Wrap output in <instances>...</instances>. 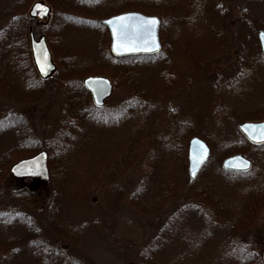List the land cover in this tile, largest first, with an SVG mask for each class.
Segmentation results:
<instances>
[{
    "label": "rangeland",
    "instance_id": "374dc122",
    "mask_svg": "<svg viewBox=\"0 0 264 264\" xmlns=\"http://www.w3.org/2000/svg\"><path fill=\"white\" fill-rule=\"evenodd\" d=\"M38 1L50 6L51 12L43 18H34L33 31L36 38L46 35L58 69L56 67L55 74L46 79V82L40 81L39 89L37 85L35 89L34 85H31L33 83L31 74H27L23 66L21 69L18 67L13 83L17 87V93L26 91L25 96H29L31 102H19L13 98V93L11 96L0 93V172L3 173L0 176V220L4 221L0 222V264L7 261L8 251L4 249L3 243L5 242L6 248L14 250L13 246L19 240L15 238L23 240L17 252L19 259L24 257L23 260L27 258L33 262L35 256L28 255L26 251L25 245L29 238L23 225L30 224L35 231L38 225V231L46 234L44 237V233H41L43 237H38L42 241H38L40 253L42 256L45 255L43 241L45 238L51 239L55 233L50 231L51 214L53 215L54 211L49 210L47 204V199L52 195L53 182L57 186L66 184L61 204L59 203L60 219L57 217L55 223L59 225L61 220L71 225L73 232L78 231V241L75 242V238L73 247L71 244L72 252L64 238L55 236L60 246L66 248L63 256L65 263L136 264L135 254L143 246L154 241L160 234L163 236L169 234L172 225L177 223L174 220L179 215L178 209L171 200L166 201L157 213L149 206L143 209L144 213L134 207L131 196L143 183L141 173L143 166L137 164L135 154L130 156L126 164L120 163L118 167L120 173L113 180L119 191L123 189L122 198L118 203H115L114 199L116 190H112L113 187L107 184V177L104 176L101 165L109 167L115 162L119 157L117 153L119 141L124 142V139L127 141L125 136L142 128L137 121L148 122L152 131L156 133V141L153 144V140L149 139L141 142L144 146L159 151V154L156 153L157 166H167L172 173L176 169L173 180L177 178L183 181L181 177L183 174L178 168H182L184 164L175 160L176 149L183 145L182 134L184 138L186 136L190 138L193 130L206 132L207 136H211L216 142L221 140L222 135L230 141L229 145L247 147L242 142L247 139L238 126L253 118H264V56L258 50L260 49L258 33L260 29H264V0H162L163 4L159 0H141L143 2L95 0L96 6L93 11L100 19L128 11V8L140 11L138 3L147 4L156 10H167L160 14V37L163 46L161 51L153 56L155 66L153 69L134 66L137 71L139 70L141 81L147 83L136 84L139 85L140 91L131 86H128L131 88L128 89L122 84L121 74L114 66L117 57L110 51L111 39L103 24L81 21L82 18L86 20V17L74 19L67 16L71 15L73 10L70 13L65 11L66 13L60 16L49 1ZM31 7L29 6L28 13ZM82 11L79 14L86 16ZM48 28L47 36L45 31ZM224 28L225 31L227 29V33L222 36ZM222 37L223 40H219ZM245 43L249 50L247 55L243 54V62L248 63L246 66L249 65L252 73L246 74L245 77L240 75L236 79L237 82H231V78L239 70L235 68H239L237 65L241 62L237 48H241ZM219 45H223L222 51L217 48ZM106 52L111 56L104 60ZM134 67L130 63L124 66L125 70L128 69L126 72L128 77L131 72L134 74ZM101 70L108 73L106 76L113 78L112 95L105 101L103 107L98 108L99 112L96 109L94 113L90 111L93 119L91 117L89 121L83 119L82 127L76 131L71 128L69 111L65 110L68 108L67 96L62 91L63 87L59 85L60 80L68 77L75 81L67 82L72 83L70 87L72 93L68 94V98H77L78 93L74 91L79 84L76 80L80 77L84 80L88 75H97ZM218 73H224V76L217 82V75H212ZM161 74L167 77V83H163L159 78ZM32 86L34 89H31ZM90 98L93 103L92 96ZM88 103L89 101L85 100L84 104L89 106ZM143 104L151 108L152 112L144 113L141 119ZM97 116L107 119V125L102 126L99 121L96 122ZM18 117L27 122L22 123L27 128L26 137L29 144L46 148L28 150V154H18L19 158L17 155L13 156L11 159L15 162L8 165L2 156L5 150H9L8 152L15 150L20 143L17 132L13 129L15 119ZM20 126L22 127V124ZM84 134L90 138L83 144ZM96 134L104 137L95 140ZM175 141L179 143L174 149ZM102 143L106 144L107 148L104 162H101L100 153H94L91 149L86 151L88 148L102 146L100 145ZM120 145L119 149H122L123 146ZM218 147L216 154L212 155L213 158L211 157L210 162L200 169L195 178L190 177L188 165L186 176L196 180L204 173V176L216 181L218 186H224L226 179L218 169V162L224 160L219 157L223 149L221 146ZM257 147L249 145L248 153H242L245 157L255 160V168L248 176L241 177V185L237 182L236 185H232L233 189H227L233 206L230 215L240 213V199L246 193H249L247 200L251 197V201L258 205L243 217L246 219L243 225H246L250 218L254 222H249L246 225L247 229L241 233L246 242L241 239L240 247H244L246 251L251 249L262 259L264 205L261 204L263 199L257 196L259 194L264 196V146L258 149ZM43 150L49 154L51 184L42 176L36 181L23 182V179L11 174L12 164ZM153 155L154 152L149 151L144 160L147 159L149 162ZM22 156L24 157L21 158ZM91 169L92 175L96 174L101 180L98 183V192H94L90 176L87 177ZM124 169L127 170L123 171ZM246 178L249 181L245 182ZM218 211H221L220 217L230 218L222 210ZM190 216L197 221L192 234L202 233L206 224L202 216L198 213ZM204 216L208 217L206 214ZM226 231L222 224L212 233L213 244L203 249L204 258L207 255H214L217 256L218 264L223 261L228 263L220 256L221 250L225 249L224 245L228 244V241H225ZM34 233L36 235L37 232ZM188 234L191 235L190 232ZM217 248L219 255L216 253ZM230 252L227 250L226 254ZM186 257L187 255H182L184 260ZM214 261L215 258L210 263ZM44 262H47L46 258ZM37 264L42 262L39 261Z\"/></svg>",
    "mask_w": 264,
    "mask_h": 264
},
{
    "label": "trees",
    "instance_id": "16d2710c",
    "mask_svg": "<svg viewBox=\"0 0 264 264\" xmlns=\"http://www.w3.org/2000/svg\"><path fill=\"white\" fill-rule=\"evenodd\" d=\"M36 1L38 0H0V93L6 94V96H8V94L9 96H11V94L13 93L14 94L13 98L19 102H27V101L31 102V99H28L29 96L28 97L25 96V94L27 93L26 91H20L19 93H17V87L15 83H13V79L15 77V73L18 70V67L19 69H21V66H23L26 69V73L31 74L32 76L31 78L33 80V83L31 85H34L35 89H36V85L39 89L40 81L46 82V80H41L40 76L36 71L30 49V30L31 29L33 30L34 18H32L28 13V8L29 6H32V4ZM47 1H49L51 5L55 7V11L60 13L61 14L60 16H62L66 12L70 13L71 10H73V12H71L72 14L67 16H72L74 19L75 18L81 19L82 17H86L85 18L86 20L82 18L83 20L81 21H87V22L93 21L98 24H101L100 22L101 19L93 11L95 10V6H96L95 0H47ZM136 1L143 2L141 0H136ZM159 1L161 4H163L162 0ZM138 4L140 5L139 7L140 11L151 14H157L160 18H161L160 14L162 12H167V10H156V8L154 7L153 9L151 6L144 3H138ZM127 10L129 11L131 9L128 8ZM152 10L153 11L155 10L157 12H153ZM81 11L86 13V16L80 15L79 12ZM48 31L49 28L46 29L45 31L47 36H48ZM226 33H227V29L225 31L224 28L221 32V35L223 36V34ZM219 40H223V37ZM217 48L222 51L223 45H219ZM248 50H249V46L247 45V43L243 44L241 48L239 49L237 48V54H239L240 56L239 60H241L242 63L239 62L240 64L237 65L239 66V68L237 67L235 68L236 70L237 69L239 70L237 71V74L234 75L233 78H231V82L232 81L237 82L236 79L240 75H243V77H245L246 74L252 73L251 68H248L249 65L246 66V64L248 63L243 62L244 59L243 54L244 56L245 54L247 55ZM258 50L259 53L262 54L260 49ZM110 56L111 54L106 52L104 60L110 58ZM153 59H154L153 56H128L123 58H115L116 61H114L115 62L114 66L117 67L118 73L121 74L122 84L123 85L125 84V87L128 89H131L130 87H128L131 86L138 91L140 88L139 85L136 84L138 82L143 83L144 80L141 81L138 72L139 70L137 71L135 67L145 66L147 68L153 69V66H155L154 63H156L154 62ZM169 62L170 64H172L171 61ZM103 63L104 65H106L105 64L106 61H104ZM127 63H130L132 67L135 66L134 74L131 72L129 77H128V73H126L128 69L125 70L124 68V66H126ZM100 67L102 68V66ZM172 69L173 68H171V70ZM106 73L107 72H105L104 70H101V72H98L97 74H106ZM219 73L212 75V76L217 75L216 77L217 82L221 76H224V73L221 74ZM92 74H96V73H92ZM159 78L162 80L163 83L168 82L167 77H165L163 74H161ZM68 81L75 82L73 80L68 79V77H65V79H63L62 81L60 80L59 85L63 87L62 91L67 96L66 105L68 106V108L66 107L65 110L69 111L68 114L70 115V119H71L70 120L71 128L78 131V129L82 127V120L86 119V121H89L90 117L93 119L92 113H94V109H96L97 112H99L100 109L95 107L94 104L92 103L89 93L83 87L82 77L76 80V82L79 84L76 90L74 91V93L76 94L78 93V95L76 96L77 98H73V97L68 98V94L72 93L70 89L72 83H67ZM130 83H132V85H129ZM134 84L136 86H133ZM143 84L146 85L147 83H143ZM34 88L33 86L31 87V89ZM32 91L34 90H30V92ZM85 100L89 101L88 103L89 106L84 104ZM142 108L143 110L141 111L142 112L141 119L143 115L150 114L152 112L151 108H149L146 104H143ZM90 111L92 113H90ZM95 118H96V122L99 121L100 124H102V126L107 125V119L99 116ZM21 119L22 118L20 117L16 118L13 126L14 131L17 132V136L20 140V143H18V146L15 150H11L10 152H8L9 150H5L2 156L7 161L6 163L8 165L13 161L15 162V160L12 161L11 159L13 156L17 155V157L19 158V155L21 153L28 154L27 152L28 150L33 151V150H38L39 148L40 149L46 148L44 146L35 147L29 144L30 142L26 137L27 128L22 123L25 122L27 124V122L22 121ZM258 119L261 118H253L251 120H258ZM137 122L139 126L142 127L143 129L138 128L135 133H134L135 130L129 133L127 136H125L127 138V141H125V139L124 142L119 141V143L117 144L118 145L117 153H119V157L115 159V162L112 165H109V167H106L107 165H101L104 170V176L107 177L106 180L107 184L113 187L111 188L112 190H116V194H114V199H116L115 203H118L123 195V189L119 191L117 185L113 181L115 177L120 173L118 167L120 163L126 164L125 162L128 161L130 156L135 154V161H137V164H139V166H143L141 167L143 183L140 185V188H138L137 191L134 192L135 195L133 194V196H131V201L133 200L134 207L138 209L140 212L144 213L145 210L143 209H145L146 207L148 208L149 206L157 213L162 209L166 201L169 202L171 200L172 204L175 203L174 206H176V208L178 209L179 215L177 219L174 220L177 223H174L172 225V228L170 229L168 235L163 236L160 234L156 236L154 241H152L145 247L143 246V248L135 254V258H134L135 263L136 264H185V263L186 264H218L217 256L207 255L204 258L203 249L213 244V240H211V235L216 229H218V227H221L223 224L224 228H226L227 230L225 241H228V244L224 245L225 249L223 248L221 250L220 256H223L228 261V263L223 261L221 264H263L262 259H260V257L257 254H254L251 249L250 250L247 249L246 251L244 247H240L241 239H243L241 233H243L247 229L248 226L246 225L249 222L250 223L254 222V220L251 221L250 218L249 222L246 225H243V222L246 220L243 217L253 207L255 208L258 206L251 201L252 200L251 197L247 200L249 193L244 194L240 199L241 201L239 205L240 213L239 214L233 213V215H230L231 210H233V206H232V200L228 194V189H233L234 187L232 185L233 184L236 185L235 183L237 182H239L238 185H241L240 184L242 183L240 182L241 177L248 176L249 172L248 173L227 172L222 170L220 166L221 162L220 163L218 162L219 172L226 179V183L224 184V186H218L216 181H213V179L209 178L208 176H204V173H202L196 180H192L190 179L189 176H186L187 165H188L187 164L188 141L192 136L199 135L200 137L207 140V142L212 148V152H213L212 155L216 154V150L219 148L218 146H221V149H223L221 151V154L219 155L221 159L222 158L224 159L236 153H243V152L248 153L247 147H249V145L251 147H254L255 145L251 144L247 140H243L242 142L245 145H247V147L240 148L239 146L229 145L230 143L228 144V142L230 141H227V138H225L222 135H220L221 140L220 141L218 140L216 142V140L213 139L211 136H207L208 134L206 132L204 133L198 131L194 132V130L193 133L190 135V138L187 136L184 138V134H182L183 145L179 146L176 149L175 160L178 162L182 161L184 164L182 168H178L182 172L181 174H183V176H181L183 181H179V179L177 178L173 180V177L176 176L175 175L176 169L172 173L169 167L167 166H161V167L157 166L156 155L159 154V151H157L156 148L152 149L142 144L143 140L145 139H149L151 141L153 140L152 141L153 144L156 141V133L152 131V127L149 125L148 122L145 121L143 122L137 121ZM21 124L23 128L20 126ZM102 136L96 134L95 140L100 139V137L102 138ZM89 138H87V135L84 134L83 144ZM103 139L105 140V138ZM176 143L177 142L175 141L174 149L175 147L178 146L179 142L177 144ZM120 144H122L123 146L122 149H119V147L121 146ZM100 145L102 146H99L97 148H88L86 151L88 152L91 149L94 153H100L101 162H104L107 156L106 155L107 153L105 154L107 148H106V144L104 143ZM261 146L264 145L258 146L257 149ZM232 147H236V148L238 147L240 149H234ZM149 151L150 152L153 151L154 155L152 156V159L148 162L147 159L146 161L144 160V156L146 157ZM23 157L24 156H22L21 158ZM210 160L211 159H209V162ZM253 163H254L253 166L254 169L256 166L255 160L253 161ZM92 170L93 169H91L90 175H87V177L90 176V180L94 185V192H98L99 191L98 183L101 180L98 179V176L96 174L92 175ZM125 170L127 169H124L123 171ZM2 174L3 173L0 172V176ZM37 178L38 177L25 178L22 181L32 182V181H36ZM47 181L51 184L52 180L49 178L47 179ZM247 181L249 180L246 178L245 182ZM65 186L66 184H63V186L62 185L57 186L54 184V182L51 185L52 195L47 199V204H48V209L54 211V214L53 215L51 214L52 226L50 231H53L55 233L52 234V237H50L51 239L45 238V241H43L45 247L44 248L45 255L44 256L41 255L40 247H39L40 245L38 243V241L42 242L38 239V237L42 236L41 233L44 232L38 231V225L36 226L37 231H35L34 227L31 226L30 224H28L27 226L23 225L25 227L24 231L29 238L27 244L25 245L26 251L28 252V255L35 256L32 259L33 262H30V260L27 258L26 260H23L24 257L19 259V256H17V252L18 250H20V246H21L20 243L23 242V240L20 238H15L19 240H17L15 243L16 245L13 246L14 250L12 248H6L5 242L3 243L4 249L8 251L7 261L5 264H21L24 263L25 261L27 262V264H37V262L39 261L42 262V264H68L65 263V258H63V256L65 255L66 248L65 246L63 247L60 246V244L58 243V239L55 237L57 236L64 238L65 242L68 243L69 246L67 247L70 248L69 250L71 252L73 250L72 247H73L74 239L76 238L75 242L78 241V235H77L78 231L76 230L73 232V228L71 225L62 222L61 220L59 225L55 223L59 218L58 217L60 213L59 203L61 202L60 200H62L63 198ZM250 188H252V186ZM257 197H261L263 199V202H261V204L264 205L263 194H259ZM150 203L152 205H149ZM54 205H56L55 208ZM218 210H222L223 213H227L230 216V218L228 219L225 217L224 218L220 217L221 211ZM178 212H176V214ZM195 213H198L200 216H202V218L206 223L204 225L203 232L202 233L198 232L196 233V235L192 234V231L194 230V224H196L197 221L190 216ZM205 214L209 218L204 216ZM234 215H238V216H234ZM221 221H223V223H221ZM0 222H4V221L0 220ZM34 232H37L36 235ZM188 232H190L191 235L188 234ZM45 235L46 234L44 233L43 236L45 237ZM163 239H164L163 242H166L165 244H163L162 242ZM68 240L70 242H68ZM152 244L155 246H149ZM227 250L231 251L230 254H226ZM216 253L217 255H219L218 248L216 250ZM60 255L62 256L58 260ZM182 255H187L186 260L182 258ZM45 258L48 263L44 262ZM214 258L215 261L210 263L211 261H213Z\"/></svg>",
    "mask_w": 264,
    "mask_h": 264
},
{
    "label": "water",
    "instance_id": "95a60500",
    "mask_svg": "<svg viewBox=\"0 0 264 264\" xmlns=\"http://www.w3.org/2000/svg\"><path fill=\"white\" fill-rule=\"evenodd\" d=\"M50 10V6L45 3L36 2L30 11V15L31 17L38 15L43 18L50 13ZM153 19L156 21L155 24L150 23ZM102 23L110 32L112 39L111 52L115 56L154 54L161 50L159 36L161 20L158 16L129 11L103 19ZM258 39L264 53V30L259 31ZM30 44L39 75L44 79L49 78L54 74L57 66L52 59L51 49L46 36L42 35L37 39L31 31ZM84 86L91 93L93 102L98 107L104 105L105 99L113 91L112 81L106 76H88L84 80ZM260 125H264V120L244 122L239 125V129L251 142L264 143V140L260 139ZM210 155L211 148L205 140L198 136L191 138L188 150L189 174L191 178H195L199 174L200 169ZM48 161V152L41 151L33 157L23 159L14 164L11 173L16 177L41 175L48 178L50 176ZM222 167L226 170L248 171L252 167V162L243 154H235L225 158L222 162ZM262 260L264 262V249Z\"/></svg>",
    "mask_w": 264,
    "mask_h": 264
},
{
    "label": "snow or ice",
    "instance_id": "6c2138e0",
    "mask_svg": "<svg viewBox=\"0 0 264 264\" xmlns=\"http://www.w3.org/2000/svg\"><path fill=\"white\" fill-rule=\"evenodd\" d=\"M37 7H39V5H37ZM155 22L156 21L154 19L152 21H150V23H152V24H155ZM252 127H255V126H252ZM259 127L261 129L260 139L264 140V125H260ZM244 166L246 167V165H244Z\"/></svg>",
    "mask_w": 264,
    "mask_h": 264
}]
</instances>
